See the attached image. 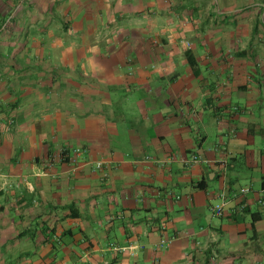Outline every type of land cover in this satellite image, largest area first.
<instances>
[{
    "label": "crops",
    "instance_id": "crops-1",
    "mask_svg": "<svg viewBox=\"0 0 264 264\" xmlns=\"http://www.w3.org/2000/svg\"><path fill=\"white\" fill-rule=\"evenodd\" d=\"M48 2L0 47L6 264H264V0Z\"/></svg>",
    "mask_w": 264,
    "mask_h": 264
},
{
    "label": "rangeland",
    "instance_id": "rangeland-1",
    "mask_svg": "<svg viewBox=\"0 0 264 264\" xmlns=\"http://www.w3.org/2000/svg\"><path fill=\"white\" fill-rule=\"evenodd\" d=\"M16 4H19V6H17V10L15 11L16 13L14 12L11 20L8 21V26L4 30L0 31V47L2 48L3 46H5L12 59H15L14 57H16L17 59L18 56L22 55L23 52H21V50L24 49L23 43L24 38L26 37V33H31L33 31L30 26H32V28H44L48 27L50 22V20L46 17V14L49 12H47V10L50 5L48 0H26L25 2L20 1L14 4V6L11 8V12L15 10ZM77 6L78 5H75V7ZM79 6H82V3L79 4ZM89 13L93 12L89 11ZM71 27L72 31L68 33L70 39L81 41L84 36L80 34L82 33L80 32V26L74 23ZM46 37V40L48 42L49 36ZM65 37L66 35H64V38ZM26 47H28L26 55L30 60L34 61L36 59H39L41 53H39L36 48H33L32 44L30 45V47ZM45 56L47 57V52H44V57ZM14 68L15 66L6 68L7 73L14 72ZM253 76H255V74H253ZM216 221H218V219H216ZM1 255L5 256L4 258L0 257V264H6L10 262L11 259L6 258L7 253L3 251ZM38 259V257H34L32 261L37 262ZM17 263L23 264L24 259L17 258Z\"/></svg>",
    "mask_w": 264,
    "mask_h": 264
},
{
    "label": "built area",
    "instance_id": "built-area-1",
    "mask_svg": "<svg viewBox=\"0 0 264 264\" xmlns=\"http://www.w3.org/2000/svg\"><path fill=\"white\" fill-rule=\"evenodd\" d=\"M186 45H188V44L186 43ZM262 150L264 152V141L262 143ZM73 153H74V155L77 156L80 153V148H75L73 150ZM63 154L64 153H62V152H58L55 156H53L52 160L53 161H55V160H63L66 157V156H64L65 154L64 155ZM70 159H71V163L72 164H74V165L77 164L76 158H73L72 157ZM192 160L196 161L197 158L194 156ZM102 165H103L102 162H97L96 163V168H99L100 169L102 167ZM245 191L246 190H241V192H245ZM259 204L263 205V202L262 201H259ZM212 213L215 216H221V214H222V206L221 205H216V206L212 207ZM160 228L163 231L166 229V227H165L164 224H162L160 226ZM170 240H171V238H164V237H162L161 240H160V243H159V249L166 247V245L170 242ZM113 248H114L115 251H118V250L125 251V250H127L131 254H133L134 253L135 246L130 244V245L123 246V247H117V246H115Z\"/></svg>",
    "mask_w": 264,
    "mask_h": 264
},
{
    "label": "trees",
    "instance_id": "trees-1",
    "mask_svg": "<svg viewBox=\"0 0 264 264\" xmlns=\"http://www.w3.org/2000/svg\"><path fill=\"white\" fill-rule=\"evenodd\" d=\"M196 73V72H195ZM197 74V73H196ZM64 155V154H63ZM65 156V155H64Z\"/></svg>",
    "mask_w": 264,
    "mask_h": 264
}]
</instances>
